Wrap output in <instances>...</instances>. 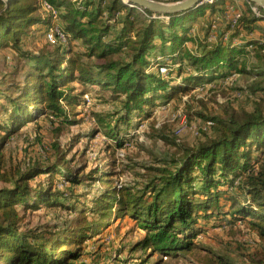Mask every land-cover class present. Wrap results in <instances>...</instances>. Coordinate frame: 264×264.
I'll return each mask as SVG.
<instances>
[{"label": "trees", "instance_id": "16d2710c", "mask_svg": "<svg viewBox=\"0 0 264 264\" xmlns=\"http://www.w3.org/2000/svg\"><path fill=\"white\" fill-rule=\"evenodd\" d=\"M50 2L65 42L47 39L51 17L40 0H0V49L11 48L18 57L13 77H0V264H149L153 257L191 252L209 223H246L264 245V44L254 35L264 36V27L255 4L249 1L231 29L227 10L218 8L225 0L165 16L124 0ZM199 15L206 18L195 31L187 23ZM217 15L221 31L210 41ZM35 27L44 30L46 42L28 50L23 39ZM169 58L178 68H171ZM161 65L177 70L182 81L164 78ZM237 75L252 78L247 90L254 106L209 120L213 136L186 147L182 157L152 167L125 163L117 154L132 137L134 121L150 119L156 105ZM86 95L115 104L112 112L92 113L96 131L113 143L105 148L104 163L91 168L70 156L79 136L68 144L61 139L79 123ZM46 127L53 137L47 159L15 162L8 154L13 136L34 131L38 141ZM122 174L132 176L124 181ZM41 207L53 210L51 220L26 226L28 214ZM126 218L141 237L114 254L96 245L111 221ZM203 260L238 264L216 252Z\"/></svg>", "mask_w": 264, "mask_h": 264}, {"label": "rangeland", "instance_id": "374dc122", "mask_svg": "<svg viewBox=\"0 0 264 264\" xmlns=\"http://www.w3.org/2000/svg\"><path fill=\"white\" fill-rule=\"evenodd\" d=\"M248 3L249 0H239L238 3L234 0H225L218 8L225 9L228 4V6L243 11ZM209 13V11L206 12V17L209 16ZM206 17L199 15L193 20L194 23L189 21L187 25L191 26L192 24V28L196 31L200 27H198L199 22H202ZM259 25L263 28L262 23ZM45 42L44 30L35 27L24 37L23 46L28 50H39L43 48ZM169 59L168 64L171 65V68H178L175 66H178L179 63H174L172 58ZM17 63L18 57L11 48L0 49V77L5 76L7 80L13 77V70ZM167 68L170 70V66ZM177 72V70L171 71V73L169 71L163 77L168 80L182 81ZM22 74L23 71L18 76H14L16 82L22 81ZM251 79V77L237 75L225 82L221 80L218 81L219 83L217 81L214 83L204 82V84L196 85L193 90L184 93L179 98L156 105L150 119H145L141 124L134 121L132 137L124 143L117 154L124 158L125 163L131 161L152 167H162L174 157H182L186 147L196 146L204 141L207 136H213L215 128L208 124L209 120H215L214 118L220 116L226 117V113H232L241 107L251 109L254 106L255 102L247 90L248 86L253 83ZM85 98L87 105L76 116L79 123L71 126L61 139L63 144H68L73 136H79V141L70 156L75 153V164L84 163L91 168L96 164L104 163L105 148L108 144L113 143V140L103 131H96L98 124L92 113L112 112L115 110V104L108 103L106 99L108 97L91 99L89 96V100L86 96ZM109 120L107 122L112 123L114 121L112 118ZM48 129L46 127L44 130L46 133L44 132L38 141L34 131L29 137L13 136L8 146V154L15 162L30 157L46 160L47 151L51 152L49 144L53 140ZM128 176L132 175L122 174L120 178L126 181ZM40 178H45V176ZM138 181L140 182L141 178H138ZM61 183L63 184V182ZM48 211V209L41 207L38 211L28 214L26 226L29 228L43 226L47 220H51L53 217L51 214L53 210L50 213H47ZM62 215L65 216L66 213H62ZM143 234L136 223L130 221L129 218L116 222L111 221L110 228L104 230L96 245L103 244L106 251L114 254V251L123 244H127L125 248L127 249L131 240L139 238ZM197 244V247L191 252H182L180 256L174 258L163 257L159 261L153 257L149 264H202L204 257L211 252L228 256L238 264H247L251 260L257 261L264 258V245L258 235L246 223L242 222L227 224L222 227L212 225V223L205 224ZM90 249L93 250V245ZM139 254V252H135L136 257ZM127 256L130 255L127 253Z\"/></svg>", "mask_w": 264, "mask_h": 264}, {"label": "built area", "instance_id": "2783aa9c", "mask_svg": "<svg viewBox=\"0 0 264 264\" xmlns=\"http://www.w3.org/2000/svg\"><path fill=\"white\" fill-rule=\"evenodd\" d=\"M218 0H203L200 5L203 4H213L215 2H217ZM239 2V0H234V2ZM41 2V8L42 11L48 15L49 17H51V26L49 27V30L46 33V37L50 42L55 43L58 40H61L62 42L66 41L65 38V34L63 33L61 27H60V22H59V12L57 11V9L54 7V5L50 2V0H40ZM229 8V9H228ZM228 9V10H227ZM226 11V15L225 18H227V20H230L231 26L230 28L233 29L234 25L238 22V20L240 19L241 15H242V10H240L239 8H233L232 6H228V4L225 7ZM252 10L253 12L261 17V23L264 27V13H261L260 9L258 6L254 5L252 6ZM220 22L218 17H216V20L213 24V29H212V33L209 37L210 41H216L218 38V35L220 34ZM229 35V32H227L224 35V39H227ZM259 43L264 44V36L260 37L259 39ZM240 41H242V39H240ZM169 69L167 68V65H161L159 66V72L161 75H165L169 73ZM230 78H226V80H228ZM224 81V82H225ZM87 99L89 100V97L86 95ZM208 124L212 125L211 121H208Z\"/></svg>", "mask_w": 264, "mask_h": 264}, {"label": "water", "instance_id": "95a60500", "mask_svg": "<svg viewBox=\"0 0 264 264\" xmlns=\"http://www.w3.org/2000/svg\"><path fill=\"white\" fill-rule=\"evenodd\" d=\"M202 1L203 0H178L174 2H163L159 0H124L125 3H131L133 6L148 9L162 16L188 11L194 7L200 6ZM249 1L258 7L264 8V0Z\"/></svg>", "mask_w": 264, "mask_h": 264}, {"label": "crops", "instance_id": "0c3cea01", "mask_svg": "<svg viewBox=\"0 0 264 264\" xmlns=\"http://www.w3.org/2000/svg\"><path fill=\"white\" fill-rule=\"evenodd\" d=\"M217 17H218V19H219V21H220V24L222 23V21H223V18H221L220 17V15H217ZM225 19H227V18H225ZM254 35L255 36H257V40L260 38V37H262V34H260L259 32H254ZM239 42H241L240 40H239ZM224 82V81H223Z\"/></svg>", "mask_w": 264, "mask_h": 264}]
</instances>
